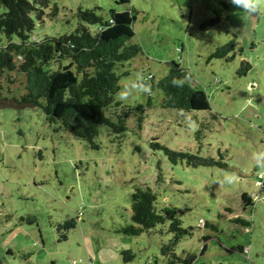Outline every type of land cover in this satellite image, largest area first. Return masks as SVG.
I'll return each mask as SVG.
<instances>
[{
    "label": "rangeland",
    "instance_id": "obj_1",
    "mask_svg": "<svg viewBox=\"0 0 264 264\" xmlns=\"http://www.w3.org/2000/svg\"><path fill=\"white\" fill-rule=\"evenodd\" d=\"M132 8L129 44L140 45L142 53L117 70L119 92L132 89L127 102L116 95L122 112L132 109L122 134L103 125L94 148L50 123L42 108L11 104L25 92L22 80L6 85L0 101V264H264V202L254 198L264 175V8L247 16L229 0H53L36 20L33 38L74 33L79 9L107 20L112 10ZM98 29L90 26L93 33ZM230 43L234 50L216 58ZM172 63L194 77L189 82L207 94L211 110L164 107L163 92L152 84ZM144 86L147 92L137 91ZM156 142L223 158L227 169L173 164L153 147ZM136 185L151 188L158 206L174 208L183 227L192 229L175 247L177 257L163 253L173 237L168 225L139 236L120 231L133 225ZM246 193L255 204L249 211ZM69 221L76 226L60 227Z\"/></svg>",
    "mask_w": 264,
    "mask_h": 264
},
{
    "label": "trees",
    "instance_id": "obj_2",
    "mask_svg": "<svg viewBox=\"0 0 264 264\" xmlns=\"http://www.w3.org/2000/svg\"><path fill=\"white\" fill-rule=\"evenodd\" d=\"M53 0H0V101L5 100L6 85L23 81L24 94L14 97L11 104L17 107L42 108L50 123H60L61 127L74 137L85 140L94 148H99L95 139L100 128L105 125L115 134L127 129V121L132 109L121 111V103L116 101L120 90L121 76L117 70L142 53L138 44H129L134 36L133 22L135 9L110 11L105 20L94 10L79 9L81 25L69 35L39 41L33 38L36 20L41 21L45 9ZM128 3L129 0H122ZM58 10L55 9V13ZM90 26H97L96 33ZM235 48L234 43L221 47L216 58H225ZM245 71L251 69L244 63ZM187 74L182 88L172 86L173 77ZM15 75L16 78H13ZM194 77L177 63H172L169 73L153 87L164 94L163 105L183 112L209 111L211 104L207 94L189 82ZM154 80L148 78L145 82ZM9 88H11L9 86ZM8 88V89H9ZM126 108V107H125ZM140 123L143 116L139 117ZM156 150L164 152L173 164L186 162L193 167H220L227 169L226 163L208 157L203 158L189 152L176 151L159 142L153 144ZM131 197L133 225L120 231L126 235L139 236L157 226H169L173 235L170 245L163 247L164 254H175V247L186 237L192 236V229H185L174 208H160L157 196L149 187L134 186ZM243 202L253 201L247 194ZM251 202V203H250ZM244 226L249 222L237 219ZM76 222L69 221L61 228L71 229ZM66 238V237H65ZM241 253L246 249L239 247ZM134 256H130L132 259ZM193 259L185 260L189 264Z\"/></svg>",
    "mask_w": 264,
    "mask_h": 264
},
{
    "label": "clouds",
    "instance_id": "obj_3",
    "mask_svg": "<svg viewBox=\"0 0 264 264\" xmlns=\"http://www.w3.org/2000/svg\"><path fill=\"white\" fill-rule=\"evenodd\" d=\"M229 2L240 12L247 16L259 15L264 4L261 3V0H229ZM188 77L185 74L182 77H173L171 84L174 87L182 88L184 87ZM137 91L147 92L148 88L146 86L137 89ZM132 94L131 88L122 89L118 93V99L121 102H127L130 99Z\"/></svg>",
    "mask_w": 264,
    "mask_h": 264
},
{
    "label": "built area",
    "instance_id": "obj_4",
    "mask_svg": "<svg viewBox=\"0 0 264 264\" xmlns=\"http://www.w3.org/2000/svg\"><path fill=\"white\" fill-rule=\"evenodd\" d=\"M261 178H262V182L258 183L260 187V194L254 196V198L257 199L258 201H264V175H261Z\"/></svg>",
    "mask_w": 264,
    "mask_h": 264
},
{
    "label": "crops",
    "instance_id": "obj_5",
    "mask_svg": "<svg viewBox=\"0 0 264 264\" xmlns=\"http://www.w3.org/2000/svg\"><path fill=\"white\" fill-rule=\"evenodd\" d=\"M247 194V193H246ZM248 195V194H247ZM264 201H260V203H263ZM251 203V202H250ZM245 207H246V205H245ZM255 207V204H254V202H252L251 203V205H248L246 208H248L247 209V211H249L250 209L249 208H254Z\"/></svg>",
    "mask_w": 264,
    "mask_h": 264
}]
</instances>
